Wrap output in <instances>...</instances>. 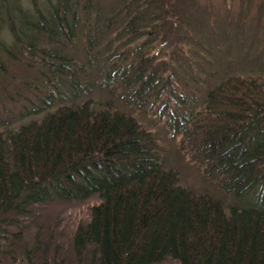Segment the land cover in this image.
Listing matches in <instances>:
<instances>
[{"label":"trees","instance_id":"trees-1","mask_svg":"<svg viewBox=\"0 0 264 264\" xmlns=\"http://www.w3.org/2000/svg\"><path fill=\"white\" fill-rule=\"evenodd\" d=\"M25 1L0 0V72L5 57L29 68L39 107L20 117H42L0 128V218L96 197L71 237L77 264L89 248L98 264H264V73H232L188 110L178 71L212 69L191 43L190 12L176 15L172 0H125L109 20L122 27L98 60L97 0ZM79 44L81 62L62 54H77ZM92 69L97 79H85ZM94 91L108 99L95 100ZM134 112L164 117L205 179L252 204L226 210L186 189Z\"/></svg>","mask_w":264,"mask_h":264},{"label":"rangeland","instance_id":"rangeland-1","mask_svg":"<svg viewBox=\"0 0 264 264\" xmlns=\"http://www.w3.org/2000/svg\"><path fill=\"white\" fill-rule=\"evenodd\" d=\"M30 1L25 2L28 4ZM124 1L97 0L94 3L93 8L99 15L100 24L97 28V37L91 40V50L98 60L107 53L102 43L122 27L116 20L112 22L109 20ZM165 1L163 0L164 4ZM171 5L172 12L181 15L183 19L185 13L192 14L191 27L194 25L192 27L194 35L191 43L196 47L199 45L197 48L208 55L212 68L209 72L210 64L206 66L204 64L201 67L202 71L194 63L192 70L185 67L178 71L179 79L186 81L187 91L182 95V99L185 100V105H188V110L193 109L190 101L196 106L199 105L212 86L232 73L242 74L245 71L256 70L264 73V0H172ZM166 6L169 7L167 3ZM166 6H162L161 13L158 12L160 15L165 12ZM120 38L121 36L115 42ZM61 52L72 57L78 56L79 62L83 59L81 44L77 47V54L73 53L72 48H64ZM2 64L0 128L14 129L19 125L39 120L42 117L39 114L26 115L22 120L20 117L22 113L39 107V102L35 98L36 93L31 90L34 86V74L26 66L7 57L2 60ZM84 77L90 80L97 79L93 69L84 73ZM41 81L42 79L38 80L40 84ZM98 87L99 85L95 88ZM90 95L94 96L95 100L107 98L104 91H94ZM42 99L41 97V101ZM44 111L46 112V110L41 112ZM128 111L132 112L131 109ZM133 114L158 138L164 167L178 171L181 183L186 189L221 201L226 210L230 206L246 207L247 204L249 206L252 204L251 199L241 200V197L228 194L205 179L178 151L176 147L178 137L164 124V117L148 112ZM96 203V197L69 203L54 202L29 208L27 214L14 217L11 222L1 217L0 264H77L71 237L79 226L86 225L89 220V208ZM79 264H98L92 248L87 250ZM157 264L179 263L167 257Z\"/></svg>","mask_w":264,"mask_h":264}]
</instances>
